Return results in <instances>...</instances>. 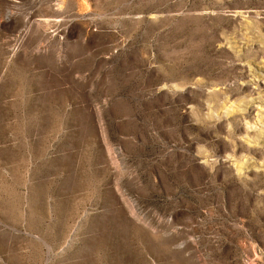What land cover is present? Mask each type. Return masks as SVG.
Here are the masks:
<instances>
[{"label":"rangeland","instance_id":"374dc122","mask_svg":"<svg viewBox=\"0 0 264 264\" xmlns=\"http://www.w3.org/2000/svg\"><path fill=\"white\" fill-rule=\"evenodd\" d=\"M0 264H264V0H0Z\"/></svg>","mask_w":264,"mask_h":264}]
</instances>
